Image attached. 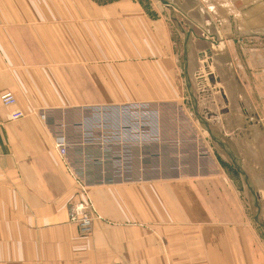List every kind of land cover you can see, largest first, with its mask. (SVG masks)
<instances>
[{"label": "crops", "instance_id": "0c3cea01", "mask_svg": "<svg viewBox=\"0 0 264 264\" xmlns=\"http://www.w3.org/2000/svg\"><path fill=\"white\" fill-rule=\"evenodd\" d=\"M167 1L0 0V264H264V0Z\"/></svg>", "mask_w": 264, "mask_h": 264}, {"label": "rangeland", "instance_id": "374dc122", "mask_svg": "<svg viewBox=\"0 0 264 264\" xmlns=\"http://www.w3.org/2000/svg\"><path fill=\"white\" fill-rule=\"evenodd\" d=\"M82 76H83V74L81 73L80 74V78H82ZM107 79H108L109 82L110 81H114L115 77H114V74L111 71H109L107 73ZM90 90H91V92L95 91L94 89H90ZM85 107H90L92 109L93 113L99 112V111H104L105 110L104 108H106V107H107V111L111 112V113H116V111H118V113H134V112H137V113H140V114L141 113H150L151 115L149 116V118H147V119H150V122H147V120H144V119L142 120V118L136 121L138 123V125H139V128H137V129L143 130L142 129L143 128L142 125L150 123L151 129H153V131H155L154 133H155L156 140H157L156 143H158L159 145L162 143L161 141L164 138L166 125L168 124V126H169V121H167V118H165V117H167V115H165V113L168 112V109H166L165 106H163V105L160 106L159 104L153 105L152 103H148V102H145V101H137V103H132V104L131 103H120V104H115V103H111L110 104L109 103L107 105H105V104L86 105ZM32 112H35V113L38 112L37 113L38 115L42 113L41 110L37 111L35 109H32ZM41 116H42V114H41ZM130 117H131L130 115L126 116L124 127L128 126V124L130 122ZM86 119H88V116L84 118L83 125H84ZM196 121L197 120H194L195 123H196ZM175 122L178 125V127H180V120H176ZM91 123L92 122L89 121V119H88V124H85L84 127H86V128L90 127ZM112 123L114 124V121H112ZM113 127L116 128L115 125H113ZM201 132L204 133V135H207L206 139H210L209 138V134L204 129L203 130L201 129ZM84 137L86 138L85 135H84ZM84 137H83V139H84ZM159 147L161 148V146H159ZM71 173L76 176V179H75L76 180V185L79 188V192L81 194L80 200L81 201L82 200L88 201L89 203L91 201V205L89 206L88 211L90 212V215L93 218V229H94V222L97 219L98 220L103 219V216L101 215V213L97 209L96 203L93 200V197L91 196V194L89 192V185L87 184V182L83 179V177H79L81 175H79L78 172L74 171L72 168H71ZM81 186H84L83 188H85V190L82 189ZM246 186L248 187V185H246ZM252 186L254 187L253 184H252ZM254 190H255V188H254ZM79 201H77V202H79ZM140 224L145 226V227L147 225L146 222H142ZM92 231L90 233H88V234H91Z\"/></svg>", "mask_w": 264, "mask_h": 264}, {"label": "built area", "instance_id": "2783aa9c", "mask_svg": "<svg viewBox=\"0 0 264 264\" xmlns=\"http://www.w3.org/2000/svg\"><path fill=\"white\" fill-rule=\"evenodd\" d=\"M1 100L4 105L15 107L17 104L16 96L11 91H4L1 94ZM25 116V113L18 108H14L9 118L11 120H17ZM43 117L45 115H42ZM56 147L61 155H65L67 153V141L63 135L56 136L55 139ZM82 189L84 186H81ZM91 205L88 201L80 200L69 207V220L73 223H76L79 230L83 234H88L93 230V218L88 211L89 206Z\"/></svg>", "mask_w": 264, "mask_h": 264}, {"label": "water", "instance_id": "95a60500", "mask_svg": "<svg viewBox=\"0 0 264 264\" xmlns=\"http://www.w3.org/2000/svg\"><path fill=\"white\" fill-rule=\"evenodd\" d=\"M162 1H163L166 5H168L169 7H171V6H170V3H169L167 0H162ZM237 167H239L238 164H237ZM239 169H240V168H239ZM240 170H241V169H240ZM241 173H242V175H243L245 181L247 182V185H248V187H249V190L251 191V194H252L253 201H254L255 205H256L257 207H259V202H258L257 194L255 193L254 187L252 186V184H251V182L249 181L248 177L246 176V174H245L242 170H241Z\"/></svg>", "mask_w": 264, "mask_h": 264}]
</instances>
